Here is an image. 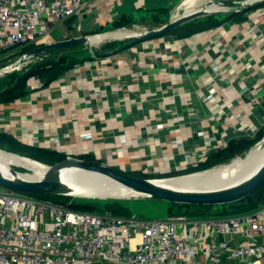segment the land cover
<instances>
[{"label": "crops", "instance_id": "crops-1", "mask_svg": "<svg viewBox=\"0 0 264 264\" xmlns=\"http://www.w3.org/2000/svg\"><path fill=\"white\" fill-rule=\"evenodd\" d=\"M159 10L155 1L99 0L82 17L59 24L66 30L50 32L47 42L105 33L92 34L110 29L125 14L136 18L106 31L126 29L128 36L50 53L83 61L48 84L43 77L30 78L25 96L0 103V133L154 174L196 166L231 140L251 138L249 130L264 125V6L247 11L241 21L134 43L132 35L166 24L150 20ZM176 10L168 9V22ZM133 25L144 27L136 31ZM211 92L215 101L206 99Z\"/></svg>", "mask_w": 264, "mask_h": 264}, {"label": "built area", "instance_id": "built-area-1", "mask_svg": "<svg viewBox=\"0 0 264 264\" xmlns=\"http://www.w3.org/2000/svg\"><path fill=\"white\" fill-rule=\"evenodd\" d=\"M96 1L0 0V59L47 42L55 25L82 17ZM22 55L19 69L43 58ZM206 99L216 96L211 92ZM175 144L182 147L183 140ZM0 264H264V204L228 216L147 220L0 192Z\"/></svg>", "mask_w": 264, "mask_h": 264}, {"label": "trees", "instance_id": "trees-1", "mask_svg": "<svg viewBox=\"0 0 264 264\" xmlns=\"http://www.w3.org/2000/svg\"><path fill=\"white\" fill-rule=\"evenodd\" d=\"M264 6V4H259L249 9L243 11L235 12L231 11L226 14L212 13L205 16L198 17L191 21H188L175 29L171 30L177 31L182 35H190L194 32L205 30L208 28L216 27L227 21H241L245 19V13L253 8ZM164 13V14H163ZM168 13V9H161L159 11H153L150 15V20L157 25L165 24L168 21L164 17ZM142 21H147V18L143 17ZM136 22V18L130 15H122L120 18L115 20L113 27L110 29H105L103 31L94 32L101 33L110 30H115L126 25H131ZM35 44H30L22 47L9 54L8 56L2 57L0 59V64L10 61L13 57L19 56L24 52H28L30 49L34 48ZM63 51V50H56ZM53 52V51H52ZM51 52L40 54L43 58L37 59L34 62L29 63L27 66L21 69L15 70L9 74L4 75L3 81L0 82V103H8L15 101L18 98L25 96L28 93V81L34 76L43 77L46 83H50L65 71L69 70L77 63L83 61L81 58L75 55L60 54L58 57H49ZM264 138V125L260 127L254 137L249 139H233L228 145L211 154L206 161L199 163L196 166H191L184 169H179L176 171H171L168 173L154 174L145 172H133L127 171L132 175L144 177V178H163L170 176H177L188 174L196 171H202L214 166L228 163L233 158L243 155L245 152L250 150L253 145L258 143ZM0 148L20 154L22 156L30 157L32 159L41 161L46 164H54L67 158V154L63 151L57 149H51L46 147H41L37 145H30L19 141L12 134L1 132L0 133ZM78 158L84 159L86 161L100 162L95 157L89 154H83L78 156ZM20 169H23L22 167ZM119 169V168H117ZM28 195L45 199L53 200L57 203L68 205L71 208L87 211H112L114 214L128 216L131 211L126 207L121 199H103L104 203H100L97 200H90V197H84V200H77L72 198L70 195L61 194H46V193H26ZM89 198V199H87ZM96 199V198H93ZM169 215H182L186 214L192 217H214V216H228L233 214H240L245 212H250L259 206L264 204V184H262L255 192L248 195L240 200L223 203V204H193V203H180V202H170Z\"/></svg>", "mask_w": 264, "mask_h": 264}, {"label": "water", "instance_id": "water-1", "mask_svg": "<svg viewBox=\"0 0 264 264\" xmlns=\"http://www.w3.org/2000/svg\"><path fill=\"white\" fill-rule=\"evenodd\" d=\"M227 3L230 4L235 2L228 1L224 4ZM256 4H264V0H252L248 4L237 6V8H235L234 10L243 11L245 8L252 7ZM228 12L231 11L222 12L218 10L210 13L201 12L186 17L182 20H175L172 17V19L168 23H166L160 28L152 29L142 34L132 35V36H137V40L134 43L162 36L163 34L173 30L178 25L197 17L205 16L212 13H228ZM90 36L88 35L72 36L67 39L45 42L30 49L28 53L30 55H38L56 50H64L71 46L90 44ZM19 60L23 62L22 58H20ZM18 69L19 67L17 66L14 67L12 70L5 71V73L3 74L5 75L9 74ZM0 150L28 158L26 156H22L20 154L10 152L2 148H0ZM251 150L252 149H250V151ZM44 164L48 166V169L44 174V176L40 178H36V177L27 178L18 175L7 176L0 170V184L9 187L11 189L22 191L25 193L31 192V193L69 195L71 194L70 193L71 188L65 181L62 180L61 172L66 167L74 166L87 171H97L103 173L113 178L114 180L122 183L123 185H126L127 187L133 189L134 191L139 192L138 195L147 196L155 199H162L170 202L193 203V204H223V203L234 202L247 197L248 195L255 192L262 184H264V162L260 165V167L255 171L253 175H251L249 178L245 180L232 183L226 186H213L212 184H210L209 186L202 185L201 187L198 186V187H192L186 189L171 188L167 185L159 183L158 181L163 179H170L175 177H183L197 173H202L208 170H212L215 167L208 168L202 171L188 173V174L177 175V176H170L163 178H144V177L132 175L125 170L117 169L116 167H113L109 164H105L102 162L86 161L84 159L75 156H67L66 159L54 164H46V163Z\"/></svg>", "mask_w": 264, "mask_h": 264}, {"label": "bare ground", "instance_id": "bare-ground-1", "mask_svg": "<svg viewBox=\"0 0 264 264\" xmlns=\"http://www.w3.org/2000/svg\"><path fill=\"white\" fill-rule=\"evenodd\" d=\"M251 1L252 0L230 4H210L207 0H184L177 10L178 12L174 14V19L182 20L188 17L191 12L195 14L199 13V11L194 12V9L200 5L206 7L204 12L210 13L214 12L215 8L232 7L235 9L237 8V6L248 4ZM129 34L130 31L126 29H120L113 32H105L102 35H93L90 36V44L94 45L104 39L119 38L128 36ZM20 63L21 61L18 60L17 62L11 63L9 65L7 64L8 66H4L5 68L0 69V73L12 70ZM255 152L256 148H253L246 156L237 157L231 162L215 167L212 170L189 176L163 179L159 180L158 182L175 189H186L198 186L201 187L202 185L209 186L210 184H212L213 186H226L232 183H236L249 178L264 162L263 155L260 161H258L254 165H251L254 159ZM0 163H2V165H0V170L7 176L18 175L27 178H40L44 176L48 169L47 165L43 167L41 164L36 163V161L32 159L21 157L12 153H7L2 150H0ZM8 165L22 167L26 170H30L34 175H26L17 171H12L8 167ZM61 178L70 186V193L77 197L90 196V198L104 197L102 199H120L130 198L139 194V192L134 191L133 189L127 187L126 185H123L122 183L103 173L97 171H87L74 166L64 168L61 172ZM127 191H130L131 194L126 195L125 193Z\"/></svg>", "mask_w": 264, "mask_h": 264}, {"label": "rangeland", "instance_id": "rangeland-1", "mask_svg": "<svg viewBox=\"0 0 264 264\" xmlns=\"http://www.w3.org/2000/svg\"><path fill=\"white\" fill-rule=\"evenodd\" d=\"M150 1H155L157 2L158 4V8L162 9V8H167L169 10H171L172 8L175 9L177 8V10L179 9V6L181 5V3L184 1V0H148V3L150 4ZM203 5H200V6H197L195 9H194V12L196 11H199V13L201 12H204L206 7H201ZM137 9L135 8V11ZM175 11L174 14L178 11ZM218 11V10H217ZM137 13H138V10H137ZM205 13V12H204ZM164 14V13H163ZM195 13H192L189 15V16H192L194 15ZM167 16V15H165ZM188 16V17H189ZM93 20H90V23L92 22ZM61 24V23H59ZM55 25L51 31L52 34H57V33H60L64 30H66V27L65 26H62V25ZM59 25V26H58ZM77 27V26H76ZM75 27V28H76ZM132 28L130 29H133V30H136V31H141L143 29L144 26L142 25H133L131 26ZM104 34V33H102ZM102 34H98V35H102ZM129 41V40H127ZM75 47H79V46H71V47H68L66 49H72V48H75ZM53 52H56V51H53ZM74 52H77V51H74ZM52 53V52H51ZM78 55H82V54H78ZM23 55H19V56H16V57H13L12 59H10V61L8 62H5L3 64H0V69H3L5 68L4 66H8L9 64L11 63H14V62H17L19 60V58H21ZM49 57H57V56H53L50 54L48 55ZM35 61V60H34ZM33 59H31V61H29V63L31 62H34ZM29 63H26L24 66H27ZM8 64V65H7ZM23 66V67H24ZM21 69V68H20ZM0 77H3V76H0ZM3 81V78H0V82ZM262 143V144H261ZM261 144V145H260ZM258 146V147H257ZM253 148H256V152H255V155H254V159H253V162L251 165H254L255 163H257L258 161L261 160V158L263 157L264 155V138L259 141L258 143H256L255 145H253V147H251L250 149H253ZM250 150H248L247 152H245L243 155H240V156H237V157H244L248 154ZM236 158V157H235ZM30 159V157L28 158ZM33 160V159H32ZM36 161V163L38 164H41L43 167L46 166L43 162L41 161H38V160H34ZM231 162V161H230ZM229 163V162H228ZM225 164V163H223ZM0 165H2V163H0ZM222 164H220L221 166ZM219 165H217L218 167ZM8 167L14 171V170H17V172L19 171V173H22V174H26V175H34L32 171L30 170H26V169H20L21 167H17V166H13V165H8ZM216 167V166H214ZM25 172V173H24ZM0 192H11V193H14V194H25L24 192L22 191H18V190H14V189H11L9 187H6L4 185H1L0 184ZM126 195H129L131 194L130 191H127L125 193ZM123 194V195H125ZM72 198H76L77 200H84L86 198L84 197H77L75 195H72V194H69ZM119 196V195H118ZM87 197H90V196H87ZM109 197V196H108ZM95 198V197H94ZM104 198V197H102ZM102 198H96V199H93V198H90V200H97V202L99 201H103ZM89 199V198H87ZM121 202L130 209L131 213L136 215L138 218L140 219H147V220H152V219H162V218H166L168 216H172V215H169V207H170V203L166 200H162V199H155V198H151V197H145V196H140V195H137V196H132L130 198H122L121 199ZM100 203H104V202H100ZM96 212H104V211H96Z\"/></svg>", "mask_w": 264, "mask_h": 264}]
</instances>
